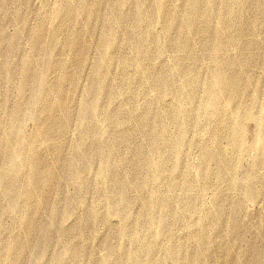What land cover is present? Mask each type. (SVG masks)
<instances>
[{
	"label": "rangeland",
	"instance_id": "rangeland-1",
	"mask_svg": "<svg viewBox=\"0 0 264 264\" xmlns=\"http://www.w3.org/2000/svg\"><path fill=\"white\" fill-rule=\"evenodd\" d=\"M200 3L0 0V264H264V0Z\"/></svg>",
	"mask_w": 264,
	"mask_h": 264
},
{
	"label": "bare ground",
	"instance_id": "bare-ground-1",
	"mask_svg": "<svg viewBox=\"0 0 264 264\" xmlns=\"http://www.w3.org/2000/svg\"><path fill=\"white\" fill-rule=\"evenodd\" d=\"M191 1L194 4H197V5L200 2H202V1H203V3L205 2V0H191ZM210 2H212V1H210ZM198 8H199V6H198ZM200 12H201V10H200ZM205 14L206 15H204V18H207V20L209 21L211 19L210 13H205ZM193 17H194V15H193ZM193 17H191V19H186L185 18V22H186L185 23V27L187 29H189V30H192L194 28V23H193V19H192ZM223 19H225V18H223ZM230 28H231V26L229 25V22H226L225 27H223L222 29H218V30L217 29H214V31H209V30H207V31H209V33H211V35L214 37L213 42L224 45L225 44L224 43V40H225L224 38L226 37L225 35H226V33L227 34L229 33ZM222 76L224 77V75L221 73L220 74V78L221 79H222ZM215 109L218 110L219 107H216ZM237 120H238V122L236 123V126H237V128H241L244 125V122L245 121L241 120L240 117H238ZM258 125H259L258 126L259 129L257 130V133L251 139V142H250V144H252L250 146V148L253 149L255 152H258V156H257L256 163H255V172H256V175L259 173V169H261L264 166V151H263L264 150V139H262V135H264V120L260 124L258 123ZM246 147H248V146H246ZM206 157H209L208 156V152L206 153ZM102 175L103 176L107 175V172L104 170L102 172ZM247 191L249 192V194H251V196H257V191L254 189V184L253 185L250 184L247 187ZM139 246H141V245H139Z\"/></svg>",
	"mask_w": 264,
	"mask_h": 264
}]
</instances>
